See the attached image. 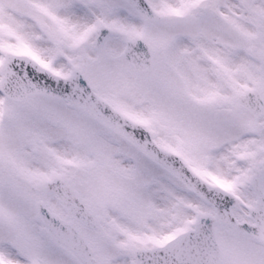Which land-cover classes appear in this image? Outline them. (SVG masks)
<instances>
[{"label":"snow or ice","instance_id":"1","mask_svg":"<svg viewBox=\"0 0 264 264\" xmlns=\"http://www.w3.org/2000/svg\"><path fill=\"white\" fill-rule=\"evenodd\" d=\"M0 264H264V0H0Z\"/></svg>","mask_w":264,"mask_h":264}]
</instances>
